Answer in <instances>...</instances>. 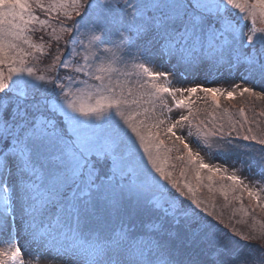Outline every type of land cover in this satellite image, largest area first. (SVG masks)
I'll list each match as a JSON object with an SVG mask.
<instances>
[{
	"label": "snow or ice",
	"instance_id": "obj_1",
	"mask_svg": "<svg viewBox=\"0 0 264 264\" xmlns=\"http://www.w3.org/2000/svg\"><path fill=\"white\" fill-rule=\"evenodd\" d=\"M258 19L264 0H0V264H264V244L224 242L193 185L167 167L181 152L180 176L191 166L199 185L237 154L233 190L236 171L251 174L241 141L264 146V133L242 135L243 108L242 120L218 110L237 89L264 100ZM223 66L244 74L232 91L172 86L178 68ZM201 92L206 120L192 99ZM254 162L264 184V147Z\"/></svg>",
	"mask_w": 264,
	"mask_h": 264
},
{
	"label": "rangeland",
	"instance_id": "obj_2",
	"mask_svg": "<svg viewBox=\"0 0 264 264\" xmlns=\"http://www.w3.org/2000/svg\"><path fill=\"white\" fill-rule=\"evenodd\" d=\"M259 22H261L258 19ZM258 27H264V22H261ZM159 65V62H158ZM157 70H170L168 65H163L158 67ZM182 69H176L173 77L174 87H189L194 84H203L205 87H222L228 91H232V85L240 83L241 77L244 75L242 70H229V69H213L212 71L202 72L201 70H193L184 72L183 75ZM164 83V81H161ZM241 87L252 86L251 84L245 85L240 84ZM260 88H257L259 91ZM237 95L234 99H228L225 96H220L219 100H229L231 104H237L236 99L239 97L238 89ZM186 95V94H185ZM204 93H198L193 95L192 99L198 101L197 97H201ZM248 95V94H246ZM179 96V94H178ZM249 96V95H248ZM256 102L264 105V100H258L255 97H251ZM169 103L171 104V98L168 97ZM183 111H187L184 109ZM211 127V126H210ZM263 131L258 134L261 135ZM169 146L171 142L168 141ZM191 143V142H190ZM260 146V145H258ZM193 151H201V155L204 157V162L212 164L215 167H222L224 165V160L220 157H210L207 153L197 148L195 144H191ZM262 146L258 149L260 152ZM182 153L178 152L177 156H180ZM258 154V153H257ZM259 155V154H258ZM171 162V154H169ZM232 159H237V154L230 155L228 157L229 164L227 166V172L222 170L221 173L213 174V180L208 181L207 176L209 173L207 170L202 171L201 176L203 177L202 182L198 185L194 170L191 166H188V170L184 176H180V172L186 167V158L185 161H180L184 164L182 166H172L168 168L169 171H172L173 178L178 181H187L193 185L196 189L197 198L203 201V206L208 208V211L213 214L214 217L218 218L228 226L230 230L234 232H239L241 236H255V240L264 241V184L256 183L254 180V175L257 173L258 166L252 160L251 174L249 173L247 166H245L244 171H236L235 174L241 177L243 184L235 187V190L232 188L233 182L228 180L226 177L233 173V166L230 161ZM168 162V163H169ZM177 167V168H176ZM238 167V165H237ZM178 173V174H177ZM208 185H211V190ZM244 185H247L248 188L253 189L257 192L259 196V202L249 196L248 192L244 190ZM223 188V191L221 190ZM224 191L227 192V199H225ZM239 197V199L237 198ZM23 243V240H21ZM48 257L51 258V254H48ZM33 264H45L43 260L33 261Z\"/></svg>",
	"mask_w": 264,
	"mask_h": 264
},
{
	"label": "trees",
	"instance_id": "obj_3",
	"mask_svg": "<svg viewBox=\"0 0 264 264\" xmlns=\"http://www.w3.org/2000/svg\"><path fill=\"white\" fill-rule=\"evenodd\" d=\"M41 18H43V16ZM260 23L261 22H259L257 20L256 26L258 27V25ZM39 35H40L39 33H36L33 36V40L38 42ZM45 39H47V37H45ZM37 55H42V54L38 53ZM48 62H49L48 59L46 57L42 56L41 62L37 65L38 71H42L43 65L48 63ZM226 68H227V66H226ZM213 69H215V67H203L202 72L212 71ZM203 96L204 95H202L201 97H203ZM236 102H237V104L235 105V104H231L229 100H221L220 101L221 107L218 110L219 113L223 114L224 109H227L229 111V113L232 114L234 119L242 120V117L238 114L237 110L243 108L244 114L247 117L249 123L247 125H245V130L242 132V135L247 134L246 129L248 127H251L253 129V132L259 136L258 133L260 131L264 132V115H260L261 112H264V105L256 102L255 100H253L250 96H248L246 94L244 96L239 95V97L236 99ZM195 108L201 110L199 113V119H201V120H206L209 113H211L213 111V106L211 105L210 100L208 103H205L204 100L198 99V101H196ZM253 120H255L256 122L253 123L252 122ZM257 123H258L259 127H257ZM210 126L211 125L209 124V127ZM161 139H165V137H163V135H162ZM165 143L167 144L169 142L165 139ZM241 143L250 145V155L252 157V160H256L258 157V154H260L258 149L260 148L261 145L258 146L259 144H257L254 141H248V142L241 141ZM262 147H264V146H262ZM170 154H171V162L168 163V165H167L168 168H170V167L172 168V166L184 167V164L176 159V157L178 155L177 151L173 150ZM212 218H216V217L213 216ZM215 223H217L219 228L223 230L221 235H222L224 242L229 243L234 247H241L243 245L264 244L263 240L244 241L242 239L243 236H241V235L237 236L235 234L236 232L230 230V228H228V226L224 225L223 222L221 223V221L219 219H215Z\"/></svg>",
	"mask_w": 264,
	"mask_h": 264
}]
</instances>
